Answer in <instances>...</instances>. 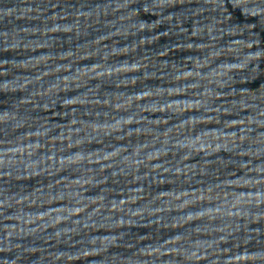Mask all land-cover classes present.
<instances>
[{
  "label": "water",
  "instance_id": "obj_1",
  "mask_svg": "<svg viewBox=\"0 0 264 264\" xmlns=\"http://www.w3.org/2000/svg\"><path fill=\"white\" fill-rule=\"evenodd\" d=\"M0 264H264V0H0Z\"/></svg>",
  "mask_w": 264,
  "mask_h": 264
}]
</instances>
